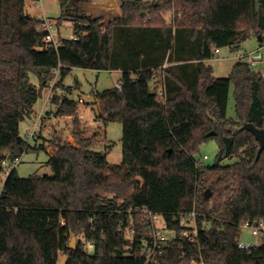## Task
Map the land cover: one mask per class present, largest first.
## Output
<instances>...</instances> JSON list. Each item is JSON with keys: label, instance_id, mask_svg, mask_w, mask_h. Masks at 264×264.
I'll use <instances>...</instances> for the list:
<instances>
[{"label": "trees", "instance_id": "trees-1", "mask_svg": "<svg viewBox=\"0 0 264 264\" xmlns=\"http://www.w3.org/2000/svg\"><path fill=\"white\" fill-rule=\"evenodd\" d=\"M30 1L0 0V177L3 162L33 149L20 126L56 72L54 91L72 68L122 71L120 87L96 99L105 115L99 118L123 127V162L112 165L93 149L100 134L86 136L79 102L64 97L56 115L72 118L74 143L55 132L45 164L51 174L21 178L14 167L3 183L0 264H60L64 257L67 264H264V232L259 245L239 248L246 223L264 224V151L257 160L259 144L243 130L264 129V77L238 62L218 79L205 64L219 49L239 52L253 36L264 42V0H120L121 18L108 28L81 12L89 0H59L57 25L72 22L74 37L58 45L46 22L26 13ZM166 13L174 14L176 30L186 26L199 39L194 55L177 59L179 67L114 66V25L165 29ZM232 86L235 118L228 117ZM210 141L219 152L212 165L200 166V148ZM193 210L200 215L198 247L179 236L181 217ZM149 213L174 234L153 263L143 256L153 239Z\"/></svg>", "mask_w": 264, "mask_h": 264}, {"label": "rangeland", "instance_id": "rangeland-1", "mask_svg": "<svg viewBox=\"0 0 264 264\" xmlns=\"http://www.w3.org/2000/svg\"><path fill=\"white\" fill-rule=\"evenodd\" d=\"M94 3H101L105 0H89ZM118 5L120 6V0ZM144 2H151L153 0H142ZM26 13L33 18L41 19L51 26L52 39L56 45L61 40L73 39L74 26L70 21H63L61 25H57L58 18L61 15V7L59 0H36L30 1L26 5ZM164 19L167 28L162 27L148 28L144 26L126 27L119 24L114 25L113 32L116 36L117 45L113 54L114 66L122 68L132 67H148L152 64L165 63L170 65L180 58H188L194 55L196 48L199 46V39H191L189 37V29L186 26H181L177 30L173 26V13L164 14ZM184 18V17H182ZM126 45V46H125ZM221 51V54L219 53ZM240 51L244 55L249 53L255 54L253 58L260 57V65L253 66V70L262 74L264 77V42L259 37L253 36L251 39L244 42ZM144 54L146 60L141 61L139 57ZM140 55V56H139ZM249 58L243 60L238 59V52L226 47L216 51L215 58L210 61L209 66L213 70L214 78H227L231 75L234 66L238 62L248 64ZM259 64V62L257 63ZM164 69L161 67L160 71ZM122 74L118 70L97 72L94 70H86L81 68H72L69 75L64 79L63 87L59 90V102L57 104L51 103L49 97V104L43 108L46 103V97L54 94V88L49 86L44 90L42 97L34 108V113L26 119L20 126L21 135L26 139L28 131L34 132L32 139H26L28 144L33 148L30 152L24 154L20 159V164L16 166L17 173L21 178H27L34 173L51 174L50 169L45 165L49 159L47 151H51L49 141L53 139L56 132L63 142L74 143L71 136L72 120L69 117L57 116L56 112L64 97L79 102V117L82 121L83 127L87 132L86 136H92L94 133H99V144L93 149L95 151L106 154L107 161L112 165H120L123 162L122 149V135L123 127L119 122H105L99 118L103 107L96 99L98 93L106 90H111L117 87ZM183 80V78H181ZM59 82L57 75L53 82ZM31 82L38 85L37 78L31 76ZM153 83L151 88L153 90ZM55 87V86H54ZM71 89V92H68ZM196 92V90H193ZM58 93V91H56ZM56 93V94H57ZM235 101H234V87L232 86L230 92V100L228 106V117L235 118ZM42 117L45 120L42 122ZM35 126V129H34ZM71 138V139H70ZM107 140V144L103 141ZM41 145L46 146V150L39 149ZM106 146L109 148L107 149ZM111 146V148H110ZM219 152L218 145L215 141H210L200 148L202 156H208V164H213ZM231 162V161H227ZM10 166V162H7ZM10 163V164H9ZM7 177V172L2 173L0 177V192L3 191V183ZM160 230L169 238H173L174 234L165 230L163 220L157 221ZM252 230L244 227L241 230L240 242L244 245H259L261 243V235L253 237Z\"/></svg>", "mask_w": 264, "mask_h": 264}, {"label": "built area", "instance_id": "built-area-1", "mask_svg": "<svg viewBox=\"0 0 264 264\" xmlns=\"http://www.w3.org/2000/svg\"><path fill=\"white\" fill-rule=\"evenodd\" d=\"M44 29L50 33V40L52 39V32H51V26L46 22ZM54 42V41H53ZM249 58L248 64L251 66H256L258 61L253 58L251 54L244 55L242 51L238 52V59L243 60L245 58ZM58 71L56 72V75H58ZM55 82H52L50 86L54 88ZM120 87V84L117 85V88ZM162 95V94H161ZM79 103H83L81 100H79ZM35 129V126H34ZM34 137V132L28 131L26 133V139H32ZM208 156H204L203 159L199 162L200 166H203L206 161H208ZM8 161L3 162V165L7 168V175L10 174V171L20 164V159L14 160L10 166H8ZM199 213L196 210L191 211L190 213L183 215L179 221V236L182 240L187 241L189 244L194 245L195 247L199 246ZM149 219L151 220V226L148 228L149 234L152 236V241L146 244L147 248L145 249L143 256L146 258L147 262L153 263L156 262L158 256L162 253V248L165 246V244L171 240L172 238H169L167 235L164 234V231L160 230V228L157 225V221L160 220V216L156 214L149 213ZM201 226H206V221H201ZM244 227H247L252 230L251 234L253 237H259V235L264 232V224H261L260 226H252L249 223H246ZM166 230V229H165ZM252 246L244 245L240 242L239 248L240 249H249ZM93 248V246H90ZM193 264H197L196 262H193Z\"/></svg>", "mask_w": 264, "mask_h": 264}, {"label": "water", "instance_id": "water-1", "mask_svg": "<svg viewBox=\"0 0 264 264\" xmlns=\"http://www.w3.org/2000/svg\"><path fill=\"white\" fill-rule=\"evenodd\" d=\"M258 5V3H257ZM81 12L90 15L96 20H101V25L109 27L114 21L121 18L120 7L117 4L116 0H105L101 3L94 2H82L79 5ZM243 130H246L252 133L259 144V150L257 155V160L261 157L262 152L264 151V129H258L253 124H246L243 127ZM213 135V134H212ZM210 191L206 194V199H210ZM70 247L74 249L76 247V237H72ZM67 258H62L60 264H67Z\"/></svg>", "mask_w": 264, "mask_h": 264}, {"label": "crops", "instance_id": "crops-1", "mask_svg": "<svg viewBox=\"0 0 264 264\" xmlns=\"http://www.w3.org/2000/svg\"><path fill=\"white\" fill-rule=\"evenodd\" d=\"M117 1V0H116ZM117 4H118V1H117ZM59 19V18H58ZM219 53L221 54V51H219ZM257 53H259V51H255L254 53H249V54H251L252 56H254L255 54H257ZM258 62H259V64H257V65H260L261 64V62L259 61V60H261L260 59V57L258 56L257 58H255ZM181 63L179 62V63H174V64H172V66H174V67H177V65H178V67H179V65H180ZM189 64L190 65H192V66H194V67H196L197 66V64H198V62L197 61H191V62H189ZM205 64L206 65H209L210 64V61H206L205 62ZM164 67H166V65L164 66ZM180 70L179 69H176V72H179ZM118 72H120L121 74H122V71H118ZM59 90H61V89H58L57 91H58V93L55 91L54 92V94L52 95V96H49L50 95V92L48 93V95H47V97H46V103H45V105H44V107L43 108H46L47 107V105L49 104V97H51L50 98V102L51 103H54V104H57L58 102H59V99L60 98H58V94H59ZM57 93V94H56ZM55 99V100H54ZM101 116H105L104 115V110L102 111L101 110ZM71 120H72V118L71 117H69ZM45 120V118H43L42 117V122ZM71 139V138H70ZM47 152H49V151H47Z\"/></svg>", "mask_w": 264, "mask_h": 264}]
</instances>
